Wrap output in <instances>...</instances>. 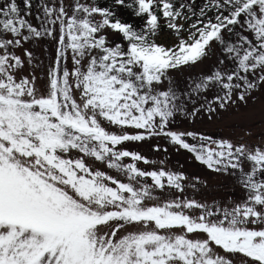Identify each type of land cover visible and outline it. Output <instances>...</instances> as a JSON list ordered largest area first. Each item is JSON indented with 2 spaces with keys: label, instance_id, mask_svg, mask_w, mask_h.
<instances>
[{
  "label": "snow or ice",
  "instance_id": "6c2138e0",
  "mask_svg": "<svg viewBox=\"0 0 264 264\" xmlns=\"http://www.w3.org/2000/svg\"><path fill=\"white\" fill-rule=\"evenodd\" d=\"M0 264H264V0H0Z\"/></svg>",
  "mask_w": 264,
  "mask_h": 264
}]
</instances>
